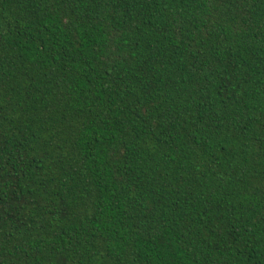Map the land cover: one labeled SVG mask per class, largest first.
I'll return each instance as SVG.
<instances>
[{
	"label": "trees",
	"instance_id": "1",
	"mask_svg": "<svg viewBox=\"0 0 264 264\" xmlns=\"http://www.w3.org/2000/svg\"><path fill=\"white\" fill-rule=\"evenodd\" d=\"M0 264H264V0H0Z\"/></svg>",
	"mask_w": 264,
	"mask_h": 264
}]
</instances>
